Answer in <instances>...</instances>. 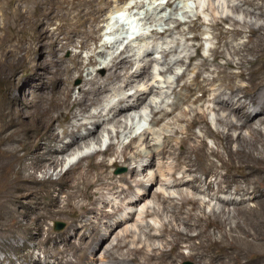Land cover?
I'll return each instance as SVG.
<instances>
[{
  "label": "bare ground",
  "instance_id": "obj_1",
  "mask_svg": "<svg viewBox=\"0 0 264 264\" xmlns=\"http://www.w3.org/2000/svg\"><path fill=\"white\" fill-rule=\"evenodd\" d=\"M12 1L15 4L12 16L16 23L14 22L13 36L10 37L15 39V43H6L8 46L3 49L0 57V254L5 255L0 257V264H89L94 244L107 240L117 228L133 219L132 213H129L127 218H117L119 212L125 207L130 209L139 206L146 200V183L137 177L153 166H157V170L162 174V167L153 161L155 156L161 160L171 157L175 161V164L167 169V175L173 179L172 185L167 184L168 187H185L203 193L209 200L218 202L222 209L233 204L234 199L228 195L244 194L248 198H242L238 201L239 204L254 201L262 215V223L251 230L236 224L226 232L224 228L231 217L230 220L228 217L219 224L208 216L194 214L193 209H186L188 205L192 208L204 206L200 199L181 195L176 202L174 198L156 194L155 197L162 204L163 210L165 205L171 208L170 215L174 224L169 222L161 225L158 234H155L150 232L153 230L151 225L142 226L139 220L142 214L144 217H151L157 213L156 210L146 206V210L142 208L139 212H134L137 215L135 222L139 223L136 226L125 225L122 235L116 234V244L111 250L127 248L126 240L134 233L135 227H138L149 244L127 249L120 255V259L109 251L105 256L108 259L107 264H179L186 257L196 264H264V158L260 164V157L251 154V150L257 148V139H260L264 149V129L254 127L264 126V24L255 26L256 19L261 18L264 21V0H239L241 6H231L233 11H241L246 17L255 19L250 23L216 17L207 22L213 30H217L213 33L216 44L210 49L213 57L211 64L209 59L200 53L202 44H194L196 52L189 55L188 60L191 62L198 58L200 63L194 65L196 72L192 82L183 81L190 67L188 64L185 73L177 77L176 86H167L176 94L177 101L195 106L174 117L177 123L184 125L183 129H175L176 134H182L175 143L163 145L157 152L147 145L145 151L135 155L136 158H152V161L150 160L148 165L132 169L129 176L115 177L110 169L119 163L128 164L135 161L127 157L125 152L131 148V143L124 146L121 161L116 157L111 163L104 158L91 161L88 163L89 169L77 176L65 177L61 181L52 180L49 171L64 163V156L71 150L80 149L89 141L99 142L102 124H120L121 119L130 118L132 112L144 106L151 108V113L156 118L153 121L157 124L163 122L170 112L154 106V103L148 100L154 93L153 85L144 90L137 89L132 95L121 96L107 109L104 107L92 113L89 111L92 106L102 105L109 91V84L121 82L123 88H127L134 84L132 81L138 82L149 76L150 61H146L143 68H137L133 73L130 71L135 64L129 60V56L123 57L128 51L114 56L109 63H99L106 70L112 69L105 78L100 79L88 72L89 78L83 81L84 86L79 89L77 95H73L70 87L57 88L62 78L55 68L45 66V70L38 77V83L33 80L35 73L22 78L18 74L20 70L32 71L40 67L35 63V52L38 53L41 47L48 44L46 32L50 19H58L65 25L64 30L68 28L64 31L62 39L53 40L58 49L64 50L71 46L82 50L86 46L83 43L86 38L92 37L93 27L90 29V24L96 20L101 8L93 6L92 1L88 0H76L77 3L73 0ZM175 1L167 0L165 5L171 6ZM29 3L34 6L32 11L28 9L30 12L27 11V14L24 8ZM84 4H88L86 10H83ZM242 6L246 8L243 9ZM221 21H230L231 28L222 31ZM195 22L196 24L190 26L191 29L206 24L199 15ZM244 28H247L249 33L247 40L236 44L237 46L234 44L235 47L230 46L231 41L246 31ZM169 31L165 29L154 34L163 36ZM78 38L85 40L81 42ZM191 39L201 38L196 35ZM229 47L232 50L231 55L237 56L238 61L226 59L223 65H220L218 60L224 58L223 48ZM152 50L153 48L149 51ZM149 51L146 50L147 55L150 54ZM162 55L166 58L170 51L163 50ZM248 56L252 58L247 59ZM79 58V54L73 55L72 65L65 67L64 71H73L74 75L81 77L84 68ZM97 62L95 57L91 56L89 64L94 66ZM210 65L214 70L209 69ZM171 70L172 67L168 66L165 72L159 73ZM203 72H209L210 75L203 76ZM134 78L135 80H132ZM237 79L243 83H237ZM25 85L30 90L29 99L15 110L12 107L15 93ZM181 90L184 91L183 94L180 93ZM223 96L225 98H222ZM206 103H211L208 109L216 113V123L224 127L223 131L211 128L206 113L200 109L205 107ZM67 118L73 119L70 129L65 128L61 133H57L56 123ZM195 129H198L201 135L196 134ZM244 130L248 131V137L243 134ZM207 137L214 138L217 146L228 156L238 157V169L242 171L238 179L236 175L229 173L227 168L224 174L218 172L219 166L210 157L222 160V156L218 147L206 150ZM165 140L167 141V137ZM233 145L237 146L235 150ZM111 149L110 145L102 154L107 155ZM178 171L181 173L180 177L176 175ZM38 172L43 173L45 177L37 178ZM199 175L205 176V179L202 180ZM242 183L245 184L244 187L241 186ZM43 184H46L45 189L41 186ZM135 188L138 190L135 191ZM104 194H111L118 202L115 199L114 203L106 200ZM77 201H80L78 205ZM109 206L110 211L106 210ZM64 215L71 218V224L62 237H57L52 233L50 222ZM250 219V216L246 217L245 221L249 222ZM176 225L182 229H178ZM210 226L214 229L213 232L219 233V239H212L208 230L206 231ZM193 229L198 231L195 235H190L189 232ZM70 231L74 232V238L79 241L75 247L69 240ZM235 232L243 236H235ZM166 235L172 236V240H166ZM152 239H164V244L159 248L154 247L150 243ZM194 239L199 242L192 244ZM85 240L87 242H84ZM18 241L21 242L20 245H17ZM135 241L143 242L138 238H135ZM183 241L190 242L187 247L191 252L187 256L181 251ZM166 245H170V248L165 249ZM35 249L41 253L43 261L37 253L35 254ZM77 252L81 254L79 260L73 258ZM85 253L89 255L82 259Z\"/></svg>",
  "mask_w": 264,
  "mask_h": 264
},
{
  "label": "rangeland",
  "instance_id": "obj_2",
  "mask_svg": "<svg viewBox=\"0 0 264 264\" xmlns=\"http://www.w3.org/2000/svg\"><path fill=\"white\" fill-rule=\"evenodd\" d=\"M36 1L45 2L46 0L44 1L36 0ZM67 1H71V0H67ZM88 1L90 2L92 1V4H94L93 6L100 7L101 12L98 14L96 20L92 24H90V29H92L93 27V30L91 32L92 37L86 38L87 40L83 38L85 41L82 40L81 38H78L79 40L77 39L78 41L81 42L84 41L83 43L86 46L82 50H80L79 47L74 48L71 46H68L64 50L58 49L59 48L58 45L56 46L53 40H56L58 38L62 39L64 31H66L68 28L64 30L65 25L62 22H60L58 19H56L57 21L55 19H50L48 22V25L50 27L47 25V32H46V35H48L46 38V41L48 42L47 44L48 47L45 45L46 47L45 46L41 47L38 53L35 52V56H36L35 63L40 65V67L32 71L20 70L18 74L25 79L27 78V76H30L31 73H35L37 77L34 76L33 80L34 82L38 83L39 82L38 77H40L41 72L45 70L44 68L45 66L49 67L50 69L55 68L58 70L59 74L61 73L60 76L62 78V82L58 85L57 88L60 89L64 87H70L74 92L73 95H77L79 89L82 86H84L83 81L89 78L87 76L88 72H92V74L97 75V77L100 79L105 78L112 69L106 70L102 68L99 63L103 61L109 63V61L114 56L119 55L122 52L128 51L127 53L123 54V57L129 56V60H131L135 64L130 71L133 73L137 68L138 69L143 68L146 65L145 64L146 61H150L149 76L146 79L138 82L132 81V83L134 84H131L132 86L127 88H123V84L121 82L119 83L114 82L109 84L108 87L109 91L106 93V97L104 98L102 105L100 107L98 105L92 106L89 109V111H91L92 113L95 111H99L104 107H105L104 109H107L113 106L116 100L121 96L125 94L132 95L135 93L137 89L144 90L146 89L147 86L153 85L155 89H157V91L154 89V93L150 95L148 100L152 101L154 103V106L158 108L162 107V109H165L166 111L170 112V114L169 116L164 118L163 122L157 124L154 123L156 118L151 113V108L148 106L146 107L144 106L138 111L131 113L130 118L132 120L128 118V119H121L120 124H114L112 122H106L102 124V127L100 129L101 133H99L100 141L99 142L89 141L87 145L82 146L80 149H76L74 151L71 150L72 152L70 151L66 156H64L66 160L64 163L60 164L56 169L54 170L52 169L49 171V176L52 180L61 181L65 177L77 176L80 172L82 173L85 170L89 169L88 163L91 161H100L101 159L104 158L108 161V163H111L112 161H114L115 157L118 158L119 161H121L122 150H124L123 149L124 146L127 145L128 143H131V148L125 151L126 155L127 157L133 160L135 159V161H131L128 164L127 163L116 164L114 167L110 169L112 175L115 177L129 176V172L132 169L136 167L138 168L141 166L148 165L150 163V160L152 161V158H149V160L145 156L136 158V155L140 152L145 151L147 145H149L151 149L157 152L163 147V145L167 146L169 144L175 143L176 140H178V138L182 136V134H176L175 129L177 130L179 128L180 129L184 128V125L183 124L180 125V123H177L175 118L178 115L182 114L185 111V109L188 110L190 109V107H195L192 106L191 104H186L184 102L177 101L176 94L173 93L171 89L168 88L167 86L170 85L171 87L176 86L177 77L185 73V70H187L188 68L186 67L188 66V64H190V67L186 71V76L183 79V81L185 80L188 82H192V79L194 78L196 72L195 66H197L200 63V59L197 58L190 62L188 60V56L195 54L196 44L198 43L202 44L203 46L201 49L202 52L200 51V53L201 55L208 58L209 63L211 64L213 57L211 55L210 49L214 47L216 44V39L213 38V33L214 32L216 33L217 30L216 31L213 30L209 25H207V22L211 21L212 18L214 17L218 19L220 18L221 19L228 18L229 20L234 19L237 20L239 23H242L244 21H247L248 23H250V21H255L254 18L246 17L245 14L242 13L241 11L235 12L231 9L232 5H238V6L242 5V3L239 2V0H176L175 3L171 6L165 5L167 0H104L105 2L104 1L101 2L100 0H88ZM73 2L77 3L76 0H73ZM14 5L15 4L12 0H0V48H1L0 57L3 49L6 46H8L10 42L11 44L15 43V39L11 38L13 36L12 31L16 23L12 16V10H13L12 8H14L13 7ZM33 6H34L33 3H29L26 5L24 10L26 12L27 11L30 12L33 10L32 8ZM242 7L243 9L246 8L244 6ZM87 8H88V4H84L83 10H86ZM74 13L75 11L73 10V14ZM114 13H117L118 16L112 19V15ZM197 15H199L201 19L204 22H206V24L200 26L199 28L195 27L191 29L190 26L196 24L195 20ZM11 22L12 24L10 25ZM62 24L63 26H61ZM230 24H231L230 21H221V25H220L221 30L222 31L228 30L229 28H231ZM263 24L264 21L261 18L256 19L255 26H259ZM165 29L170 30L169 33H167L166 35L158 36L154 34V32L156 31L162 32ZM244 30L246 31L241 36H239V38L237 37L236 40L231 41L229 39V41H231L232 43V44L230 43V46L232 45L235 47L236 44L238 45L240 43L245 42V40H247L249 33H247L248 31L247 28H244ZM180 32H183V34ZM92 33L95 35L93 36ZM196 35H199L201 39L190 40V38ZM6 43L9 44L7 45ZM152 48H153L152 52L149 51ZM146 50H148L150 54L148 53L147 55ZM163 50L170 51V55L164 58L162 55ZM223 51H224V58L218 60V63L220 65H223L226 59H232L234 62L238 61L237 56L231 55L230 52H232V50L230 47L228 49L223 48ZM101 52L103 54H101ZM75 54H79L80 57L79 61L83 64V68L85 69V70L83 69L81 77L74 75L73 71L71 72L64 71L65 67L72 65L71 60L73 58V55ZM91 56L95 57L96 62L98 61L97 62L98 64L94 66L89 64ZM251 58L252 57L250 56L247 57V59H251ZM49 62L51 64H49ZM168 66L172 67L171 71H168L166 73H159L161 71L165 72V69L168 68ZM209 69L214 70V67L211 66L209 67ZM202 75L207 76L210 75V73L203 72ZM132 80H135V78ZM164 82H168L169 85L168 83H164ZM236 82L237 83L239 82V84L243 83L241 80L238 79ZM0 92H1V88H0ZM29 93L30 90L26 85L23 88H21L18 92H16L15 93L16 97L14 98L12 104L13 109L16 110L23 103H25L29 99L30 96ZM180 93L183 94L184 91L181 90ZM222 98H225V96H223ZM209 105H211V103H206L204 105L205 107L200 108L201 111H204L206 113L207 120L212 129H220L223 131L224 127L216 123L217 115L216 113L214 114V112H211L208 109ZM108 117L110 118L111 116L108 115ZM71 123H73V119L70 120L68 118L61 122L56 123L57 133H61L65 128L70 129V125H72ZM254 127L260 128L262 130L264 129L263 125L262 126L254 125ZM195 132L196 134L201 135V132L198 129H195ZM81 133H83V131ZM243 134L246 137H248L247 130H244ZM165 137H167V141L166 140L164 141ZM249 139L250 140L252 139L251 141L254 140V138H249ZM257 140H256L257 148L252 149L251 154L252 155L254 154L253 156L257 158L260 157L259 158L260 161L258 162L262 164L261 160L264 158V149L262 148L263 146L260 144V139ZM206 144H207L206 150H211L218 147L217 142L214 138L207 137ZM110 145L112 146L111 151L107 155L102 154L103 151L108 150L110 148ZM236 147H237L236 145H233L234 150ZM218 150L221 153L222 160H218V159L216 160V158H214L213 156L210 157V159L213 160V162L217 166H219L218 172L220 174H224L227 172L228 169L230 170L229 173H231L232 175H236L237 176L236 178L238 179V176L241 175L240 172H242L238 169L240 163L238 157L228 156L227 153H225V151L220 146L218 147ZM245 150H249V149H245ZM153 161L156 162V165L158 163L162 167L161 168L162 174L157 170V166H153L150 167V169L143 171V173H141V175L137 177V179L143 180L146 183V188H147L145 189V193L147 195L146 200L144 202H141L139 206H135L130 209L129 207H125L123 211L119 212L117 218H127L128 214L132 213L133 219L130 220L127 224H124L121 227L117 228L115 230V233H113L107 240L105 239L100 244H94L93 247L94 251H92V253H90L89 256L91 258L89 264H107L108 259L105 258V256L108 255L109 251H112V253L115 254L114 256L120 259L122 257L120 255L124 254L127 249L133 247H139L142 244H146V243L149 244V242L144 240V237L141 234V232H139L138 227L137 228L135 227L134 233H132L130 237H128L126 240V242H128L127 248H123L119 250L116 249L111 250L112 246L116 244V240H115L116 234L119 233L120 235H122L125 225L136 226L137 223L139 222L137 223L135 222V220L137 219L136 218L137 215L136 213L134 214V212L136 211L139 212L140 210H142V208L146 210V206L151 207L152 208L151 210L154 211L156 210L155 212H157L156 214H153L151 217H144V215L142 214L141 219L139 220L142 226L146 224L152 226L151 228L153 230H151L150 232L158 234V230H160L161 225L167 224L169 222L174 224L173 223L174 221L172 220V217L170 215L171 208L168 205H165V209L163 210L162 204L155 197L156 194H161L164 197L174 198L176 202L178 201L177 199L181 197V195L184 196L187 195L189 197H195L197 199H200V201L204 203V206H202L201 208L199 207L192 208L191 205H188L186 206V209H193V213L195 212L194 214L196 215L203 214L204 216L210 217L212 221L217 220V223L219 224L228 217H229L228 220H230L231 217L232 219L228 221L225 225L224 230L226 232L230 229V227H233L236 224H241L245 229L251 230L252 228H256L260 226L259 224L262 223L261 222L263 220L262 215L258 211L259 208L254 201H248L242 205L239 204L242 198L243 199L244 197L248 198L244 194L239 193V194L228 195L229 197L233 198L234 201L232 205L225 206L223 208L224 209L223 211L221 205L218 204V202H216L215 200H209V198L203 193L191 191L185 187L176 189L167 186V184L172 185L173 183V179L167 175V169L168 168L170 169L171 168L170 166H173L175 164V161L171 157L161 160L158 156H155ZM36 175L37 178L39 179L45 177V175L41 172H38ZM176 175L177 177H180L181 173L178 171ZM199 176L202 180L205 179V176L203 175H199ZM148 180H151L152 183L147 182ZM41 186L43 189L46 188V184H43ZM241 186L244 187L245 184L242 183ZM137 190L138 189L135 188V191ZM232 193H234L233 190ZM221 196H226V195H221ZM104 198L106 200L108 199L109 201L111 200L112 203H114V199L116 202H118V200L115 197L111 196V194H104ZM79 203L80 201L76 202L77 205ZM97 205L99 206L100 203L98 202ZM110 208L111 207L109 206V208H107L106 210L110 211L111 210ZM246 208H248L249 212ZM253 208H255L256 210ZM249 216L251 217V219L249 222H246L245 218ZM60 224L62 226L58 228L57 225ZM70 224H71V218H69L67 215L58 218L54 222H50V227L52 229L53 235L57 237L58 236L62 237L63 233L66 231V229ZM176 227L178 229H182L181 226L176 225ZM197 231H198L197 229H193L189 233L190 235H195ZM206 231L210 233L212 239H219L220 237L219 233L213 232L214 229L211 226L209 228L207 227ZM87 233L88 232L86 231V234ZM234 235L243 236L238 232H235ZM135 238L141 239V241L143 242H140L141 244L139 242L137 243L135 241ZM165 239L171 241L172 236L166 235ZM69 240L72 243L73 247H75L79 242L77 239L74 238V232L72 231H70L69 233ZM163 240L164 239H156V240L152 239L150 243L153 244L154 247L159 248L162 247V245L164 244ZM84 242H87V240H85ZM198 242L199 240L197 239L191 241L192 244H197ZM20 244L21 242L18 241L17 245ZM189 244L190 242H186V243L184 241L181 242V245L183 246L181 251L185 256H187L191 252V250L187 247L189 246ZM169 248L170 245L165 246V249H169ZM34 252L35 254L37 253V255H39L40 260L43 261V256L41 255V253L38 252L36 249ZM76 255H74L75 257L73 256V258L79 260L81 254L77 252ZM87 255H89V253H85L84 256H82L81 258L83 259ZM4 256H5L4 254H0V257H4ZM179 264H196V263L189 258L187 259L186 257Z\"/></svg>",
  "mask_w": 264,
  "mask_h": 264
},
{
  "label": "water",
  "instance_id": "obj_3",
  "mask_svg": "<svg viewBox=\"0 0 264 264\" xmlns=\"http://www.w3.org/2000/svg\"><path fill=\"white\" fill-rule=\"evenodd\" d=\"M58 226V228H60L62 225L60 224V225H57Z\"/></svg>",
  "mask_w": 264,
  "mask_h": 264
}]
</instances>
